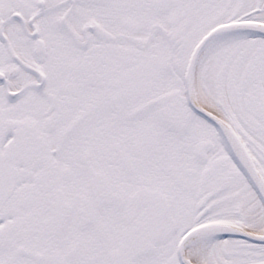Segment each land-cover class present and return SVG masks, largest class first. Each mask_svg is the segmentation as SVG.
Wrapping results in <instances>:
<instances>
[{
  "label": "snow or ice",
  "instance_id": "obj_1",
  "mask_svg": "<svg viewBox=\"0 0 264 264\" xmlns=\"http://www.w3.org/2000/svg\"><path fill=\"white\" fill-rule=\"evenodd\" d=\"M0 264H264V0H0Z\"/></svg>",
  "mask_w": 264,
  "mask_h": 264
}]
</instances>
